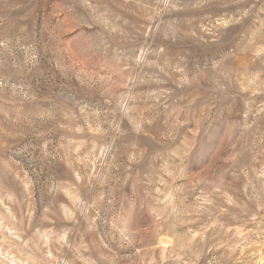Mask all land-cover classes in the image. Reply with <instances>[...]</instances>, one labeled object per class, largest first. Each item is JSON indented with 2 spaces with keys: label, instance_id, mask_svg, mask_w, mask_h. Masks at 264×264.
<instances>
[{
  "label": "rangeland",
  "instance_id": "rangeland-1",
  "mask_svg": "<svg viewBox=\"0 0 264 264\" xmlns=\"http://www.w3.org/2000/svg\"><path fill=\"white\" fill-rule=\"evenodd\" d=\"M0 264H264V0H0Z\"/></svg>",
  "mask_w": 264,
  "mask_h": 264
}]
</instances>
